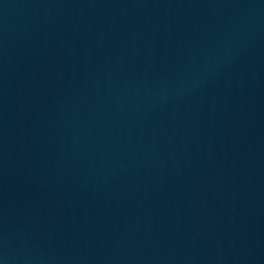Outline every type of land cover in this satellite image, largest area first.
Instances as JSON below:
<instances>
[{
    "label": "water",
    "instance_id": "water-1",
    "mask_svg": "<svg viewBox=\"0 0 264 264\" xmlns=\"http://www.w3.org/2000/svg\"><path fill=\"white\" fill-rule=\"evenodd\" d=\"M0 264H264V0H0Z\"/></svg>",
    "mask_w": 264,
    "mask_h": 264
}]
</instances>
